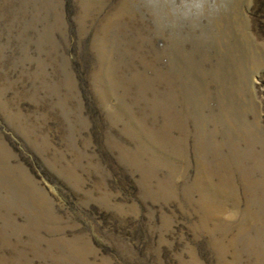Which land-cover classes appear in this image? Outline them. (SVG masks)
<instances>
[{
	"label": "rangeland",
	"instance_id": "rangeland-1",
	"mask_svg": "<svg viewBox=\"0 0 264 264\" xmlns=\"http://www.w3.org/2000/svg\"><path fill=\"white\" fill-rule=\"evenodd\" d=\"M144 2L0 0V264H264V0Z\"/></svg>",
	"mask_w": 264,
	"mask_h": 264
},
{
	"label": "clouds",
	"instance_id": "clouds-1",
	"mask_svg": "<svg viewBox=\"0 0 264 264\" xmlns=\"http://www.w3.org/2000/svg\"><path fill=\"white\" fill-rule=\"evenodd\" d=\"M226 8L225 0H182L161 3L160 0H145L138 9L142 15L151 17L158 33L170 32L182 35L187 27H195L205 18L219 14Z\"/></svg>",
	"mask_w": 264,
	"mask_h": 264
},
{
	"label": "bare ground",
	"instance_id": "bare-ground-1",
	"mask_svg": "<svg viewBox=\"0 0 264 264\" xmlns=\"http://www.w3.org/2000/svg\"><path fill=\"white\" fill-rule=\"evenodd\" d=\"M255 125H257V124H255ZM263 155H264V153H263ZM202 169V168H201Z\"/></svg>",
	"mask_w": 264,
	"mask_h": 264
}]
</instances>
